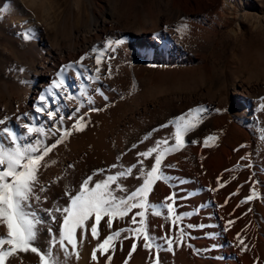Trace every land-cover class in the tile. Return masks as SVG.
I'll use <instances>...</instances> for the list:
<instances>
[{
    "label": "rangeland",
    "instance_id": "374dc122",
    "mask_svg": "<svg viewBox=\"0 0 264 264\" xmlns=\"http://www.w3.org/2000/svg\"><path fill=\"white\" fill-rule=\"evenodd\" d=\"M5 8L7 10L0 16V118L13 116V126L17 106L20 113L32 111L40 91L54 78L61 65L79 59L106 38L125 40L114 53L113 79L104 80L102 84L113 106L106 111L92 113V123L87 130L74 134L56 150L52 158L58 163L48 170L46 177L54 178L71 163L76 167L75 171L69 170V179L75 181L92 169L111 165L122 153H127L123 157L124 163L134 162L135 152L143 149L144 145L128 151L133 143H138L144 134L172 116L204 104L213 111L189 139L202 140L203 135L222 133L218 146L204 149L200 145H190L166 161L177 165V169L167 170L168 174L190 181L175 190L182 196L195 193L190 199L181 201L184 207L180 211H192L209 201L223 204L238 186H244L240 195L232 197L226 207L206 208L190 221L218 224V228L193 231L195 239L191 242L199 248L217 243L222 245L220 249L202 257L193 255L187 248L176 251L175 255L165 252L161 254L162 264H207L208 261L253 264L256 256L264 259V203L255 202L253 212L242 216L248 205L237 209L236 204L248 192L249 186L245 181L250 172L247 169L226 171L234 168L240 156L253 149L260 152L255 159L256 167L259 169L264 163V150L260 148L254 131L256 101L264 96V32L253 33L243 23H240L238 31L234 27L240 13L264 14V0L260 3L257 0H91L89 3L86 0H55V11L49 13L58 16L55 30L41 24L39 21L43 17L40 13L34 16L21 0H0V9ZM91 9L100 28L87 35ZM172 16L175 19L169 20ZM182 17L189 18L191 28L183 39L172 31ZM165 26L169 28L167 32L164 31ZM26 27L36 30V39L31 42H24L17 35ZM146 37L149 40H145ZM173 37L177 38L181 50L172 47ZM153 39H159L162 46L153 48L150 42ZM85 63L90 65L92 61ZM13 66L17 69L23 67L25 71H9ZM69 76L73 74L69 73ZM133 80L137 87L129 95ZM69 83H76L74 77ZM240 83L251 86V95L241 98L234 93ZM176 94L184 96L178 99ZM121 95L125 98L120 99ZM96 100L97 107L104 106L102 98L96 97ZM214 109H221L222 113L217 114ZM72 110L65 109V114ZM261 119H264V114H261ZM167 132V129L162 130L154 134V138ZM241 143L252 147L234 151ZM221 175L225 180H230L232 175L237 179L215 194L207 192V187H215L216 178ZM257 178L264 185V173H258ZM170 191L172 189L159 183L151 199L153 202L162 201ZM60 194L61 187L54 186L50 196L57 198ZM234 209L231 218L242 216V219L232 230L215 241L206 238L205 232L221 231L224 221L219 217L229 218L228 214ZM150 222L154 233L160 235V229L155 226L164 223L162 218L150 217ZM249 224L248 242L255 247L252 252L240 255L230 244L235 234ZM102 228L107 234L103 222ZM130 244L131 241H125L123 250L118 248L113 264H123ZM94 245L95 241H86L81 259L77 262L73 258L69 264H90ZM216 256L224 259L216 260ZM147 257L148 253L138 248L129 264H146ZM36 259L31 256V264H36Z\"/></svg>",
    "mask_w": 264,
    "mask_h": 264
},
{
    "label": "snow or ice",
    "instance_id": "6c2138e0",
    "mask_svg": "<svg viewBox=\"0 0 264 264\" xmlns=\"http://www.w3.org/2000/svg\"><path fill=\"white\" fill-rule=\"evenodd\" d=\"M6 10L0 9V16ZM168 30L165 26L164 31ZM172 31L179 38H185L191 31L189 18L182 17ZM17 35L24 42H31L36 39V30L26 27ZM124 43L122 38H106L102 44L93 45L79 59L61 65L54 78L40 91L32 111L20 113L17 106L15 126L11 123L13 116L0 118V264H31V256L37 258L36 264H69L73 258L78 262L86 241H95L90 264H101V261L113 264L118 248L122 251L125 241H131V244L123 264H129L138 248L148 253L146 264H162L161 254L165 252L175 255L176 251L187 248L193 255L202 257L222 247L217 243L210 247H195L191 242L195 239L193 231L203 232L220 226L190 221L206 208L226 207L232 197L240 195L244 185L230 193L223 204L209 201L192 211H180L184 207L181 201L190 199L195 193L180 195L175 189L190 181L170 175L167 171L177 169L176 164L166 162L168 158L190 145H200L204 149L218 146L222 133L203 135L202 140L189 139L213 111L204 104L172 116L144 134L138 143H133L128 151L144 145L143 149L135 152L134 162L124 163L123 157L127 153H122L111 165L92 169L75 181L69 179V170L75 171L76 167L71 163L54 178L46 177L48 170L58 163L52 158L56 150L74 134L87 130L92 123V113H100L113 106L102 84L104 80L113 79L114 53ZM86 61L92 63L89 65ZM12 70L19 73L25 71L23 67L17 69L15 66L9 69ZM73 77L76 83L70 84L69 80ZM136 87L133 80L128 94H133ZM96 97L105 102L103 107L96 106ZM124 98V95L120 96V99ZM67 108L73 110L66 115ZM214 111L222 113L221 109ZM255 114L254 131L260 148L264 150V119H261L264 96L257 98ZM165 129L167 134L154 138V134ZM251 147L248 143H241L234 151ZM259 155L260 152L255 149L248 151L240 156L234 168L226 169L228 172L244 169L250 172L245 181L249 186L248 192L236 204L237 209L248 205L242 216L253 212L255 202L264 203V185L257 178L258 173H264V163L259 169L255 163ZM236 179L235 175L230 180H225L223 175L218 176L216 186L210 185L206 191L215 194ZM159 183L172 191L162 201L153 202L151 197ZM54 186L61 187L57 198L50 196ZM234 212L235 209L228 214L229 218L219 217L224 221L221 231L205 232V237L215 241L230 232L242 219V216L231 218ZM150 217L164 221L155 226L160 229V235L152 230ZM102 222L107 234H104ZM249 226L237 232L230 244L240 255L252 252L255 247L248 242ZM215 259L223 260L224 257L216 256ZM253 264H264V259L256 256Z\"/></svg>",
    "mask_w": 264,
    "mask_h": 264
},
{
    "label": "clouds",
    "instance_id": "9594fccd",
    "mask_svg": "<svg viewBox=\"0 0 264 264\" xmlns=\"http://www.w3.org/2000/svg\"><path fill=\"white\" fill-rule=\"evenodd\" d=\"M21 3L34 16L39 12L43 17L39 22L55 30L58 16L49 15L50 12L55 11V0H21ZM257 3H260V0H257ZM240 23L247 25L253 33L264 32V14L245 11L239 14L237 23L234 25L237 31L240 28Z\"/></svg>",
    "mask_w": 264,
    "mask_h": 264
},
{
    "label": "bare ground",
    "instance_id": "6f19581e",
    "mask_svg": "<svg viewBox=\"0 0 264 264\" xmlns=\"http://www.w3.org/2000/svg\"><path fill=\"white\" fill-rule=\"evenodd\" d=\"M86 1L89 3L91 0H86ZM91 13H92L91 23H90V25L86 29L87 35L94 34L100 28V26L98 25L99 24L98 23V19L96 18V14H95V12H94L93 9H91ZM172 19H175V17L172 16L169 20H172ZM172 39H173V41H172V47L175 48V49L181 50L182 47L179 45L178 42H176L177 41V38L176 37H173ZM145 40H149V38L146 37ZM150 42H151V45H152L153 48H158V47H161L162 46V43H161V41L159 39H153ZM250 88H251V86L248 85V83L247 84L246 83H240V85L235 88L234 93L237 96L241 97V98H245V97H247V95H251L250 94V91H249ZM183 96L184 95L176 94V98H178V99L180 97H183ZM190 96H191V94H190ZM208 164H210V163H208ZM212 170L213 169L210 168V171H212ZM207 264H216V263L214 261L213 262L212 261H208Z\"/></svg>",
    "mask_w": 264,
    "mask_h": 264
}]
</instances>
